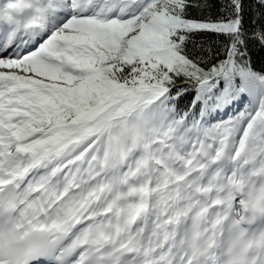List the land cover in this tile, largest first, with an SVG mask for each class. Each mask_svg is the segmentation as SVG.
<instances>
[{
	"label": "snow or ice",
	"instance_id": "6c2138e0",
	"mask_svg": "<svg viewBox=\"0 0 264 264\" xmlns=\"http://www.w3.org/2000/svg\"><path fill=\"white\" fill-rule=\"evenodd\" d=\"M0 264H264V0H0Z\"/></svg>",
	"mask_w": 264,
	"mask_h": 264
}]
</instances>
